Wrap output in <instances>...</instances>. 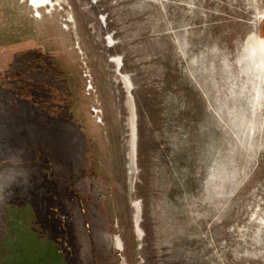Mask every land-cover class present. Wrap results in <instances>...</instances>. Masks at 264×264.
I'll return each instance as SVG.
<instances>
[{"label": "rangeland", "instance_id": "obj_1", "mask_svg": "<svg viewBox=\"0 0 264 264\" xmlns=\"http://www.w3.org/2000/svg\"><path fill=\"white\" fill-rule=\"evenodd\" d=\"M92 219L119 264H264V0H0V264Z\"/></svg>", "mask_w": 264, "mask_h": 264}, {"label": "flooded vegetation", "instance_id": "obj_2", "mask_svg": "<svg viewBox=\"0 0 264 264\" xmlns=\"http://www.w3.org/2000/svg\"><path fill=\"white\" fill-rule=\"evenodd\" d=\"M46 1L48 0H32L36 6ZM93 217L95 216L93 215ZM86 226L87 230H84L82 233L84 236H82V234L77 236L75 238L77 244L75 243V247H70L72 249L74 248V256L70 258L72 261L69 263L67 253L68 245L65 246L66 253L64 252V264H119L116 261V255L124 249L122 241L117 238V243H114L111 237V240H106L105 242V234L109 232L107 227L99 228V222L97 224L93 219L89 220ZM114 238H116V236ZM64 239L67 243L69 238L66 236V238H61V241ZM110 250L113 251V254Z\"/></svg>", "mask_w": 264, "mask_h": 264}, {"label": "trees", "instance_id": "obj_3", "mask_svg": "<svg viewBox=\"0 0 264 264\" xmlns=\"http://www.w3.org/2000/svg\"><path fill=\"white\" fill-rule=\"evenodd\" d=\"M68 227H69V228L72 227V228L74 229V225L72 226L71 223L68 224ZM74 230H75V229H74ZM68 238H69L68 241L70 242V244H71L72 246L74 245V247H75V243L71 240V236H68ZM72 253L74 254V251H73ZM72 257H73V256H72ZM70 258H71V257H68V259H69V260H68V263L72 261V259H70Z\"/></svg>", "mask_w": 264, "mask_h": 264}]
</instances>
